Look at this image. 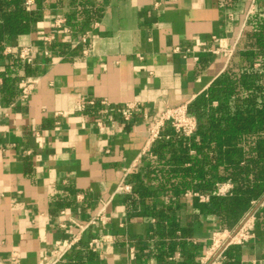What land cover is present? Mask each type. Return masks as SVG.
Instances as JSON below:
<instances>
[{"label":"crops","instance_id":"0c3cea01","mask_svg":"<svg viewBox=\"0 0 264 264\" xmlns=\"http://www.w3.org/2000/svg\"><path fill=\"white\" fill-rule=\"evenodd\" d=\"M13 1L0 0V264H200L212 234L248 213L253 237L219 260L264 264V206L228 228L147 173L151 118L245 65L257 0H21L24 29L6 26ZM223 45L229 58L212 51ZM101 205L107 219L83 227Z\"/></svg>","mask_w":264,"mask_h":264},{"label":"trees","instance_id":"16d2710c","mask_svg":"<svg viewBox=\"0 0 264 264\" xmlns=\"http://www.w3.org/2000/svg\"><path fill=\"white\" fill-rule=\"evenodd\" d=\"M13 2L3 9L13 7L6 26L24 29L22 21L28 17L21 0ZM245 25L240 37L245 65L227 68L206 95L187 105V112L197 120L192 136L176 135L164 125L169 138L152 142L156 157L147 168L165 194L179 197L188 189L209 193L204 208L228 228L264 193V0L256 1ZM255 60L260 61L259 67H254ZM220 181L232 184L229 194H216Z\"/></svg>","mask_w":264,"mask_h":264},{"label":"built area","instance_id":"2783aa9c","mask_svg":"<svg viewBox=\"0 0 264 264\" xmlns=\"http://www.w3.org/2000/svg\"><path fill=\"white\" fill-rule=\"evenodd\" d=\"M33 0H24L23 4L26 9H28ZM66 18H61L57 20V26L64 24ZM86 35L82 34L79 36L80 41L84 42L86 40ZM44 41L46 43L50 42L49 37H44ZM233 47L223 45L220 48L213 49V52L219 53L221 52L227 58L230 57ZM19 57L23 59H29L31 56V49L28 46H22L18 49ZM31 88V83L26 80L21 82V94L22 96H27L29 90ZM137 105L134 103H126L124 110L122 112L124 118L128 119L131 116V113L137 110ZM165 124H168L169 127L173 130L176 135H182L184 137L192 136L197 129V120L195 116L189 114L187 112V107L183 105L175 106V107H167L163 111L159 112L157 115H154L148 126L149 139L151 143L157 139H167L169 138L168 134H163L162 128ZM131 188L128 184H122L119 187L121 191H129ZM232 188V184L228 181L218 182L216 183V194L217 195H227L229 194ZM184 195L187 197H194L200 203H206L209 200L208 193H200L194 190H186ZM251 205L256 206H264V195L261 199H255L251 201ZM247 214V213H246ZM248 216L242 218L236 227L229 229H221L217 230L212 234L211 244L208 248V252L201 257L200 264H221L219 258L222 255V252L230 245L233 244H241L248 241L251 237H253V231L250 228V224L248 223V219L252 216V214H247ZM107 217L104 215V206L101 207L95 212V214L86 222L83 227H87L88 225L95 224L99 221L105 220ZM96 239H91L88 243L87 248L89 250L95 249ZM71 244H68L65 250H69L72 248ZM175 257H170L174 262L172 264H176Z\"/></svg>","mask_w":264,"mask_h":264},{"label":"rangeland","instance_id":"374dc122","mask_svg":"<svg viewBox=\"0 0 264 264\" xmlns=\"http://www.w3.org/2000/svg\"><path fill=\"white\" fill-rule=\"evenodd\" d=\"M230 230V229H229Z\"/></svg>","mask_w":264,"mask_h":264}]
</instances>
